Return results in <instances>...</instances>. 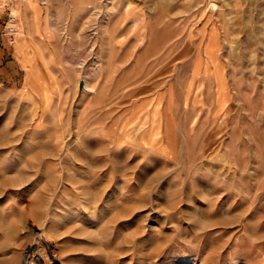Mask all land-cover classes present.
Wrapping results in <instances>:
<instances>
[{"label": "rangeland", "instance_id": "rangeland-1", "mask_svg": "<svg viewBox=\"0 0 264 264\" xmlns=\"http://www.w3.org/2000/svg\"><path fill=\"white\" fill-rule=\"evenodd\" d=\"M9 11L0 264H264V0Z\"/></svg>", "mask_w": 264, "mask_h": 264}, {"label": "built area", "instance_id": "built-area-1", "mask_svg": "<svg viewBox=\"0 0 264 264\" xmlns=\"http://www.w3.org/2000/svg\"><path fill=\"white\" fill-rule=\"evenodd\" d=\"M19 31V19L17 15L9 11L6 16L3 27L0 31V36L3 37L9 45H14Z\"/></svg>", "mask_w": 264, "mask_h": 264}, {"label": "bare ground", "instance_id": "bare-ground-1", "mask_svg": "<svg viewBox=\"0 0 264 264\" xmlns=\"http://www.w3.org/2000/svg\"><path fill=\"white\" fill-rule=\"evenodd\" d=\"M45 253V252H44ZM37 254H38V252H37ZM46 256V255H45ZM40 260V259H39Z\"/></svg>", "mask_w": 264, "mask_h": 264}, {"label": "crops", "instance_id": "crops-1", "mask_svg": "<svg viewBox=\"0 0 264 264\" xmlns=\"http://www.w3.org/2000/svg\"><path fill=\"white\" fill-rule=\"evenodd\" d=\"M4 40V39H3ZM6 41V40H5ZM7 43V42H6ZM17 61V60H16Z\"/></svg>", "mask_w": 264, "mask_h": 264}]
</instances>
